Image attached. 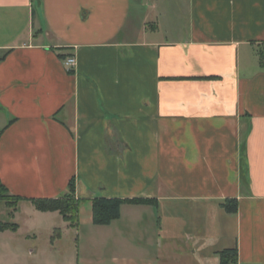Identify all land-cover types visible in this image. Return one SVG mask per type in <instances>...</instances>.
<instances>
[{"label":"crops","instance_id":"crops-1","mask_svg":"<svg viewBox=\"0 0 264 264\" xmlns=\"http://www.w3.org/2000/svg\"><path fill=\"white\" fill-rule=\"evenodd\" d=\"M72 178L91 206L78 228L27 201ZM0 184L27 199L0 264L71 236L75 264H207L177 241L195 257L210 235L208 264L233 248L264 264V0H0ZM95 198L157 205L98 226ZM177 202L195 207L186 225L163 207Z\"/></svg>","mask_w":264,"mask_h":264},{"label":"trees","instance_id":"trees-1","mask_svg":"<svg viewBox=\"0 0 264 264\" xmlns=\"http://www.w3.org/2000/svg\"><path fill=\"white\" fill-rule=\"evenodd\" d=\"M65 58V57H64ZM27 200L18 196H11L8 190L0 184V202L6 203L12 210L9 214L10 219L14 218V213L18 209L20 202ZM36 210L47 212H58L65 222L72 228L80 225V208L82 200L76 194V180L72 178L68 185V191L59 198L47 199H28ZM93 223L98 226L110 225L121 216L123 205H157L156 201L148 199H107L95 198L92 201ZM225 211L229 214H236L238 211L237 200L228 199L222 204ZM19 226L13 222H0V232L10 230L16 232ZM219 264H239V253L237 248L225 249L218 253Z\"/></svg>","mask_w":264,"mask_h":264},{"label":"rangeland","instance_id":"rangeland-1","mask_svg":"<svg viewBox=\"0 0 264 264\" xmlns=\"http://www.w3.org/2000/svg\"><path fill=\"white\" fill-rule=\"evenodd\" d=\"M85 198V197H83ZM85 200L88 199H84L82 200V207H83V219H86L89 217V215L91 214V206L89 203H87ZM166 208H174L175 210H177L174 213V219L178 220L179 223H181L182 225H186L187 220L188 219H192V216H187L186 213L180 211L181 208H184L185 210H189L192 207H194L193 205L190 204H185L182 202H177L175 204H171V206H163ZM0 208L2 209V211L4 212V214H1L0 211V222H8L9 221V213L12 211L10 210L6 203L4 202H0ZM195 208V207H194ZM188 214V213H187ZM211 217H214V214L211 213L210 214ZM204 216H200L197 218V220L202 219ZM209 217V218H211ZM23 220L26 218V216H22ZM216 219V216H215ZM23 224H25V221H22ZM205 223V222H203ZM85 229V228H84ZM81 235H83L85 233V231L81 230ZM71 236V235H70ZM74 237H67L61 244L58 245V247L56 246L55 249V256L53 253L50 252V248L46 245L45 239H42V241L37 242L36 244H33V246L27 245L25 247V253L27 255V261L29 264H75V256L77 255V252L79 250L78 245L79 243H76L75 241H73ZM76 238V236H75ZM78 238V237H77ZM76 238V239H77ZM220 241L217 240L215 237L211 236L209 238H206V240L201 239L200 240V249H198V253L195 257L192 256L193 254V247L191 248V246H185L184 241L182 240H178L177 241V248L178 250H181L184 252V256L187 257L188 259H198L199 257H206L207 258V264L210 262V260L212 259V253H210V250L212 249L211 246H219ZM35 246H38L39 252H36L35 256H29V251L34 248ZM82 252H83V247H82ZM74 258V259H73Z\"/></svg>","mask_w":264,"mask_h":264},{"label":"built area","instance_id":"built-area-1","mask_svg":"<svg viewBox=\"0 0 264 264\" xmlns=\"http://www.w3.org/2000/svg\"><path fill=\"white\" fill-rule=\"evenodd\" d=\"M65 65L69 71H74L76 65H77V60L75 57H68L65 60Z\"/></svg>","mask_w":264,"mask_h":264}]
</instances>
